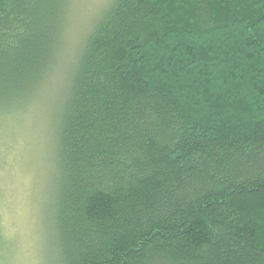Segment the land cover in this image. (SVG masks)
Listing matches in <instances>:
<instances>
[{
    "label": "trees",
    "instance_id": "16d2710c",
    "mask_svg": "<svg viewBox=\"0 0 264 264\" xmlns=\"http://www.w3.org/2000/svg\"><path fill=\"white\" fill-rule=\"evenodd\" d=\"M68 3L0 0V119L57 68ZM55 162L57 264H264V0H114Z\"/></svg>",
    "mask_w": 264,
    "mask_h": 264
},
{
    "label": "rangeland",
    "instance_id": "374dc122",
    "mask_svg": "<svg viewBox=\"0 0 264 264\" xmlns=\"http://www.w3.org/2000/svg\"><path fill=\"white\" fill-rule=\"evenodd\" d=\"M113 1L69 0L57 68L19 111L0 119V264H57L49 216L59 110L81 48Z\"/></svg>",
    "mask_w": 264,
    "mask_h": 264
}]
</instances>
